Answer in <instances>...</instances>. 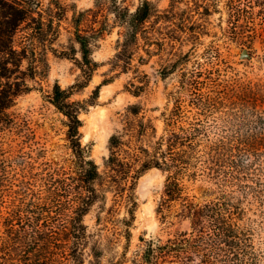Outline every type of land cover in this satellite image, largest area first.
Segmentation results:
<instances>
[{"label": "rangeland", "instance_id": "obj_1", "mask_svg": "<svg viewBox=\"0 0 264 264\" xmlns=\"http://www.w3.org/2000/svg\"><path fill=\"white\" fill-rule=\"evenodd\" d=\"M63 1L85 10L96 8L102 0ZM109 1L103 0L106 4ZM119 1L135 10L142 0ZM151 1L168 15L162 24L165 46H154L151 55L140 49L126 72L115 71L111 64L122 28L115 24L114 14L107 10L101 13L109 15L111 27L94 53L101 66L87 86L75 89L71 97L72 101L87 100L101 85L97 103L80 114L82 145L89 147L91 157L103 165L109 154V138L122 130L130 104H140L145 119L152 120L157 129L153 143L165 132L167 118L180 102L183 116L177 127L201 123L208 133L207 143L225 145L224 170L228 173L221 187L203 176L183 181L184 195L196 203L225 200L234 213L243 241L227 261L218 264H264V0ZM44 2L47 6L49 0ZM72 14L70 11L69 19L62 22L60 37L48 46L49 69L28 79L31 90L18 95L6 109V127L0 128V163L5 168L0 187V248L5 236L4 217L9 216L14 204L43 190L50 173L75 167L67 117L50 100L56 83L69 88L82 78L74 59L53 51L66 49L73 54ZM104 19L99 15V20ZM175 35L178 40L173 42ZM141 55L145 58L143 64ZM107 78L112 80L104 84ZM135 85H143L137 96L131 91ZM200 100L207 103L200 105ZM165 179L166 175L156 168L140 178L139 208L131 239H117L101 264H109L114 251L121 254L126 249L132 257L144 247L142 238L165 242L192 232L191 220L181 216L178 203L166 212V218L157 214ZM206 189H211L207 195L203 193ZM111 204L109 195L108 206ZM98 212L96 205L84 218L90 232L104 228L97 224ZM124 214L122 209L120 216ZM109 232L103 230V234ZM88 251L82 264H96Z\"/></svg>", "mask_w": 264, "mask_h": 264}, {"label": "trees", "instance_id": "obj_2", "mask_svg": "<svg viewBox=\"0 0 264 264\" xmlns=\"http://www.w3.org/2000/svg\"><path fill=\"white\" fill-rule=\"evenodd\" d=\"M105 10L114 14L115 24L122 28L117 53L111 60L115 71H128L140 49L151 55L154 46L159 49L165 46L166 33L162 24L168 15L151 0H142L135 10L119 0H110L107 4L102 0L97 2L96 8L85 10L72 8L63 0H49L47 6L44 0H0V128L6 127V109L14 104L18 95L31 90L28 79H35L49 69L48 46L60 37L62 22L69 19L70 11L73 13L70 20L73 54L66 49L53 48V51L74 59L82 71V78L69 88L56 83L50 98L67 117L75 167L70 171L50 173L43 190L34 193L29 200L23 198L14 204L9 216L4 217L0 264H82L87 249L95 263L101 264L105 252L113 250L117 239L125 236L130 241L139 208L140 178L155 168L166 175L157 214L166 218V212L178 203L181 216L191 220L192 232L165 242L142 238L145 245L141 250L132 257H128L126 249L121 254L114 251L109 264H218L227 261L243 241L229 204L225 200L196 203L194 198L184 195L183 183L203 176L221 187L223 176L228 173L224 170L227 166L225 145L207 143L208 133L201 123L177 127L183 116L180 102L170 112L165 132L153 143L157 129L152 120L145 119L140 104H130L124 114L122 130L109 138V154L103 165L91 157L89 147L82 145L80 114L97 103L101 85L87 100L72 101L71 97L75 89L87 86L101 66L94 53L100 41L111 32L109 15L101 14ZM99 15L105 19L99 20ZM172 37L173 42L178 40V36ZM139 59L143 64L144 56ZM111 80L107 78L104 84ZM142 89L143 85H135L131 91L137 96ZM200 102V105L207 103ZM1 156L0 152L2 163ZM1 163L0 187L5 170ZM209 191L211 189H206L203 193L207 195ZM109 195H112L110 206ZM96 205L99 207L97 224H103L104 228L90 232L84 218ZM1 207L0 200V218ZM122 209L125 214L120 216ZM105 228L110 230L107 235L103 234Z\"/></svg>", "mask_w": 264, "mask_h": 264}, {"label": "bare ground", "instance_id": "obj_3", "mask_svg": "<svg viewBox=\"0 0 264 264\" xmlns=\"http://www.w3.org/2000/svg\"><path fill=\"white\" fill-rule=\"evenodd\" d=\"M104 88H105V87H104ZM147 205H148V204H147ZM147 205H146V206H147ZM152 215H153V214H152ZM153 217H154V216H153Z\"/></svg>", "mask_w": 264, "mask_h": 264}]
</instances>
